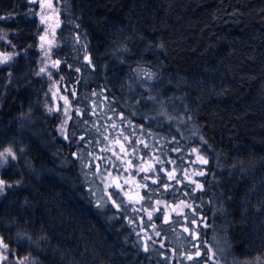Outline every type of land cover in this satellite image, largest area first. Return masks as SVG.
<instances>
[{"label": "trees", "instance_id": "1", "mask_svg": "<svg viewBox=\"0 0 264 264\" xmlns=\"http://www.w3.org/2000/svg\"><path fill=\"white\" fill-rule=\"evenodd\" d=\"M52 2L0 0L2 264H264V0ZM108 123L156 157L138 202Z\"/></svg>", "mask_w": 264, "mask_h": 264}, {"label": "rangeland", "instance_id": "2", "mask_svg": "<svg viewBox=\"0 0 264 264\" xmlns=\"http://www.w3.org/2000/svg\"><path fill=\"white\" fill-rule=\"evenodd\" d=\"M49 5H51V7H49ZM40 6L42 14L44 17H47L48 22H50L52 17H55L52 0H40ZM56 97L57 98L53 100H57L58 108L60 106V110H62L61 113L65 114L67 106L65 96L58 91ZM57 105L55 104V111L57 110ZM105 128L108 133L112 132V135L105 134L104 141L97 142L93 152V159L101 166L103 172L107 173L103 176L104 186L116 187L121 190V193L127 201L131 203L138 202L140 200L141 184H148L150 182L149 172L146 167H144V164L147 163V161L152 162L156 160V157L151 153L146 142L139 136L134 134L127 136L121 133L118 125L114 123H108ZM106 139L112 140L109 143L108 140L105 141ZM125 140H127V146L124 148ZM1 153L4 155L0 156V167L3 166L5 160L7 161V158L10 157V155H7L6 151ZM130 158H132L131 161ZM168 171H166L167 177L171 178L175 172L174 170ZM19 242L20 244H24L23 246L25 247L30 246V240L27 237L20 236ZM6 259L5 252H3L0 247V264L6 261ZM21 261H23V264H37L35 258L29 255L20 256L13 264H20Z\"/></svg>", "mask_w": 264, "mask_h": 264}, {"label": "snow or ice", "instance_id": "3", "mask_svg": "<svg viewBox=\"0 0 264 264\" xmlns=\"http://www.w3.org/2000/svg\"><path fill=\"white\" fill-rule=\"evenodd\" d=\"M32 2L35 3L36 0H32ZM49 7H51V5H49ZM41 22L43 23V18H42ZM5 39H6V35H0V40H5ZM41 39L43 40V37H41ZM10 59H11V54L0 53V64L7 63ZM56 63H59V62L57 61ZM41 71H44V69H41ZM3 155H4L3 153H0V156H3ZM7 155H11V156H13V159H15V156L12 154L11 150H7ZM6 162L7 161L5 160V163ZM205 163H206V161H205ZM3 185H4V182L0 181V190H2ZM0 245H3L2 240H0ZM3 247L6 249L7 245H3ZM197 255H199V253H197ZM189 258L191 259V257H189ZM20 264H23V261H21Z\"/></svg>", "mask_w": 264, "mask_h": 264}]
</instances>
